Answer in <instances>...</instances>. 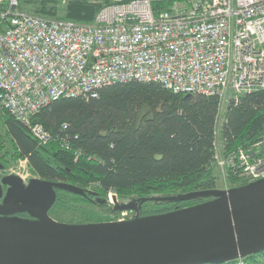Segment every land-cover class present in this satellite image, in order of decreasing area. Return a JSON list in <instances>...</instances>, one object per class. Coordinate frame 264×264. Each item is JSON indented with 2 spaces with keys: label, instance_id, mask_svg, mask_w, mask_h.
I'll return each mask as SVG.
<instances>
[{
  "label": "built area",
  "instance_id": "built-area-1",
  "mask_svg": "<svg viewBox=\"0 0 264 264\" xmlns=\"http://www.w3.org/2000/svg\"><path fill=\"white\" fill-rule=\"evenodd\" d=\"M129 82L218 97L219 136L228 104L264 90V0H126L88 24L46 19L21 10L19 0H0V106L41 144L51 139L33 120L41 109ZM214 164L227 179H264V155L252 149L225 156L216 146ZM106 202L114 210L117 193Z\"/></svg>",
  "mask_w": 264,
  "mask_h": 264
},
{
  "label": "trees",
  "instance_id": "trees-1",
  "mask_svg": "<svg viewBox=\"0 0 264 264\" xmlns=\"http://www.w3.org/2000/svg\"><path fill=\"white\" fill-rule=\"evenodd\" d=\"M124 1L70 0L60 16L57 0H19L21 10L30 14L87 24L104 7ZM97 93L62 98L41 109L33 120L51 137L45 145L4 112L9 141L0 135V164L5 171L8 158L27 160L36 178L84 191L57 189L49 214L58 222L118 221L120 212L105 203L110 191L117 193L121 206L129 200L139 207L137 212L128 210L131 219L137 213L165 214L213 199L219 180L214 164L218 140L225 156L240 149L264 155V90L228 104L218 139L221 102L216 96L177 95L160 84L141 82L118 83ZM229 182L231 188L250 184L231 173ZM144 199L149 201L140 207ZM59 210L81 215L64 221ZM258 258H264V251L245 259Z\"/></svg>",
  "mask_w": 264,
  "mask_h": 264
},
{
  "label": "water",
  "instance_id": "water-1",
  "mask_svg": "<svg viewBox=\"0 0 264 264\" xmlns=\"http://www.w3.org/2000/svg\"><path fill=\"white\" fill-rule=\"evenodd\" d=\"M57 189L84 194L40 178L0 180V264H224L264 251V179L170 213L90 224L50 216ZM138 209L119 202L113 211Z\"/></svg>",
  "mask_w": 264,
  "mask_h": 264
},
{
  "label": "rangeland",
  "instance_id": "rangeland-1",
  "mask_svg": "<svg viewBox=\"0 0 264 264\" xmlns=\"http://www.w3.org/2000/svg\"><path fill=\"white\" fill-rule=\"evenodd\" d=\"M57 1L59 2V12H58V14L60 16H63L65 14L66 7H67L68 3L70 2V0H57ZM111 1L119 2L121 0H111ZM4 112H6V111H4L1 108V106H0V135L6 141H9V135L7 134L6 127L3 124L4 115H5ZM218 138H219V136L217 137V139ZM217 146L218 147L220 146L219 140L217 142ZM8 150H9V146H8ZM219 157H220V155H219ZM8 160H9V163L6 164V171H5L6 174H8V175H16V176L22 178V180H24L25 182H29V180H31L33 178H36L31 173V171L29 169V166H28V162L26 160L20 159L18 161H14V162H11L9 158H8ZM215 174L219 177V180H218V191H224V190H227V189L231 188V183L229 182V178L227 179L226 176H224V174H222V169L220 171V169L218 167H215ZM227 176H229V174H227ZM118 200L120 202L119 198H118ZM125 205L129 206L130 205V201L129 200H125ZM91 212L92 211L89 212L91 216H93L95 218H99L100 217V216H97L96 213H94V212L91 213ZM58 214H59V216H61L62 219H64V221H69L70 218L76 217L80 213H78L76 215V213H73L71 211L59 210ZM100 214L103 216L104 219H109L110 218V215H107L104 212H101ZM123 214H125V215L123 216ZM132 217H133V214L130 211H124L123 213L120 212V213L117 214V220L118 221H119V219L128 220V219H131Z\"/></svg>",
  "mask_w": 264,
  "mask_h": 264
},
{
  "label": "flooded vegetation",
  "instance_id": "flooded-vegetation-1",
  "mask_svg": "<svg viewBox=\"0 0 264 264\" xmlns=\"http://www.w3.org/2000/svg\"><path fill=\"white\" fill-rule=\"evenodd\" d=\"M5 176H8V174L5 173V169L0 170V180H1L3 177H5ZM6 190H7V187H4V191H6ZM17 216H19V217H21V218H25V219H30V220H32L31 217H30L28 214H26V213L18 214Z\"/></svg>",
  "mask_w": 264,
  "mask_h": 264
}]
</instances>
